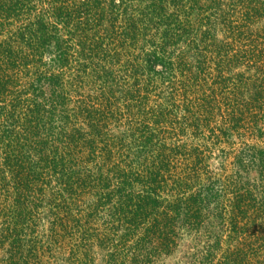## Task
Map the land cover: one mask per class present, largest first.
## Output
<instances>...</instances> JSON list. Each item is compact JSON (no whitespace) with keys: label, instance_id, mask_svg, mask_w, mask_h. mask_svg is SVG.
Segmentation results:
<instances>
[{"label":"trees","instance_id":"trees-1","mask_svg":"<svg viewBox=\"0 0 264 264\" xmlns=\"http://www.w3.org/2000/svg\"><path fill=\"white\" fill-rule=\"evenodd\" d=\"M0 264H264V0H0Z\"/></svg>","mask_w":264,"mask_h":264}]
</instances>
